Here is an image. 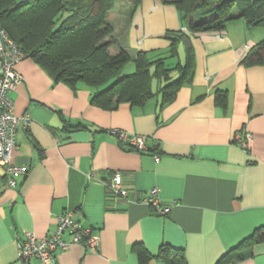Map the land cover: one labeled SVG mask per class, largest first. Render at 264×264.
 Returning a JSON list of instances; mask_svg holds the SVG:
<instances>
[{
    "label": "crops",
    "instance_id": "obj_1",
    "mask_svg": "<svg viewBox=\"0 0 264 264\" xmlns=\"http://www.w3.org/2000/svg\"><path fill=\"white\" fill-rule=\"evenodd\" d=\"M108 19L110 50L131 57L166 50V30L181 24L176 7L162 0H116ZM262 39L264 27L243 18L192 34V80L162 106L153 96L106 109L91 103L89 86L54 82L29 57L17 62L13 112L30 122L16 127L10 163L27 171L7 186L0 167V264H19L25 233L50 234L66 210L98 235V247L74 244L50 264H137L135 243L150 253L162 243L182 248L187 264H215L232 250L244 257L228 264H264V238L249 239L264 230V64L242 62ZM217 90L226 91L225 107L215 103ZM112 130L142 136L145 149L119 142ZM241 130L251 133L247 150L234 138ZM114 175L126 196L111 190ZM153 188L166 214L141 200Z\"/></svg>",
    "mask_w": 264,
    "mask_h": 264
},
{
    "label": "trees",
    "instance_id": "obj_2",
    "mask_svg": "<svg viewBox=\"0 0 264 264\" xmlns=\"http://www.w3.org/2000/svg\"><path fill=\"white\" fill-rule=\"evenodd\" d=\"M115 1L0 0V30L54 82H64L74 89L77 84L87 85L94 89L91 103L109 109L120 101L140 105L153 96L159 97V106L172 101L194 74L195 58L189 41L192 34L222 31L235 18H243L249 27H264V0H162L176 7L180 28L166 30V50L139 51L131 57L121 47L116 52L110 50L115 41L108 11ZM139 1L133 0L134 5ZM233 7L238 9L235 14ZM180 47L184 50L183 60ZM242 62L245 66L264 64V39L247 52ZM128 65L133 69L126 71ZM226 99V91L217 90L215 103L225 107ZM261 228L249 239H263ZM132 250L137 264H148L151 259L156 264H187L183 249L167 243H162L156 253L139 243ZM243 257L242 252L232 250L215 264H228Z\"/></svg>",
    "mask_w": 264,
    "mask_h": 264
},
{
    "label": "built area",
    "instance_id": "obj_3",
    "mask_svg": "<svg viewBox=\"0 0 264 264\" xmlns=\"http://www.w3.org/2000/svg\"><path fill=\"white\" fill-rule=\"evenodd\" d=\"M185 30V29H184ZM25 57L16 42L7 33L0 30V167L5 168L8 175L7 186L15 185L13 175L25 174L26 166L10 163L11 149L14 144L15 131L18 125H28L30 120L27 116L18 117L13 112V102L10 96L16 84L22 76L15 70L17 62ZM112 134L121 141L128 142L134 150L145 149L142 136H133L124 131L112 130ZM240 146L247 150L251 133H236ZM109 186L119 196H126L127 188L121 184V177L114 175ZM157 190L148 191L141 200L153 206L160 214L169 211L168 206H160L156 200ZM86 237V239H83ZM98 235L94 234L90 227H84L74 217L71 211L66 210L55 218L54 230L42 237L32 232H26L24 238L17 243V259L19 264H30L31 259H38L43 264H50L57 251L69 249L74 244L84 245L89 251H95L98 247Z\"/></svg>",
    "mask_w": 264,
    "mask_h": 264
},
{
    "label": "rangeland",
    "instance_id": "obj_4",
    "mask_svg": "<svg viewBox=\"0 0 264 264\" xmlns=\"http://www.w3.org/2000/svg\"><path fill=\"white\" fill-rule=\"evenodd\" d=\"M111 10V9H110ZM109 10V11H110ZM238 9L237 8H232V13H237L238 11H237ZM109 11H108V13H109ZM182 53V52H181ZM181 58H182V60L184 59V56H183V54L180 56ZM171 61H172V59H171ZM170 60H168V62H171ZM133 68H132V66H130V65H128L127 67H126V71H130V70H132Z\"/></svg>",
    "mask_w": 264,
    "mask_h": 264
}]
</instances>
